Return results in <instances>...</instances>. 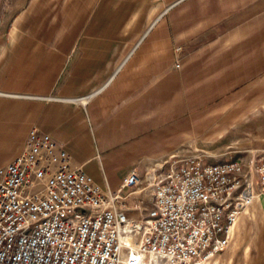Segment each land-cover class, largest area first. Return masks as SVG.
<instances>
[{
    "label": "crops",
    "instance_id": "obj_1",
    "mask_svg": "<svg viewBox=\"0 0 264 264\" xmlns=\"http://www.w3.org/2000/svg\"><path fill=\"white\" fill-rule=\"evenodd\" d=\"M253 26L264 0H0V167L36 127L106 193L137 171L132 207L185 140L189 68L197 89L233 69ZM211 264H264V194Z\"/></svg>",
    "mask_w": 264,
    "mask_h": 264
},
{
    "label": "built area",
    "instance_id": "obj_2",
    "mask_svg": "<svg viewBox=\"0 0 264 264\" xmlns=\"http://www.w3.org/2000/svg\"><path fill=\"white\" fill-rule=\"evenodd\" d=\"M252 172L264 192V159L247 169L175 154L130 207L123 190L141 183L137 171L106 193L34 127L22 153L0 167V264H211L257 197Z\"/></svg>",
    "mask_w": 264,
    "mask_h": 264
},
{
    "label": "rangeland",
    "instance_id": "obj_3",
    "mask_svg": "<svg viewBox=\"0 0 264 264\" xmlns=\"http://www.w3.org/2000/svg\"><path fill=\"white\" fill-rule=\"evenodd\" d=\"M248 28L247 40L235 43L233 69H219L214 80L204 79L203 88L197 89L200 75L189 68L186 137L178 148L183 150L180 156L203 155L212 162L235 159L247 169L264 159V26L261 32L256 26ZM183 50L176 48L178 53ZM253 178L256 185L254 173ZM255 190L257 197L264 194L257 185Z\"/></svg>",
    "mask_w": 264,
    "mask_h": 264
}]
</instances>
